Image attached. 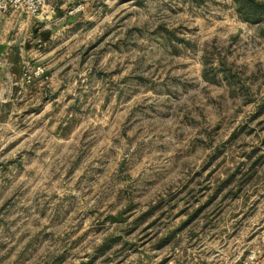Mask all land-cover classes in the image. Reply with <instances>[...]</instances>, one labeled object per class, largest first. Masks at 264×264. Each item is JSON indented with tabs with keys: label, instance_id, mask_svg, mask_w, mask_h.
<instances>
[{
	"label": "rangeland",
	"instance_id": "obj_1",
	"mask_svg": "<svg viewBox=\"0 0 264 264\" xmlns=\"http://www.w3.org/2000/svg\"><path fill=\"white\" fill-rule=\"evenodd\" d=\"M59 7L60 28L8 34L0 264H264V24L234 0H47L39 17Z\"/></svg>",
	"mask_w": 264,
	"mask_h": 264
},
{
	"label": "crops",
	"instance_id": "obj_2",
	"mask_svg": "<svg viewBox=\"0 0 264 264\" xmlns=\"http://www.w3.org/2000/svg\"><path fill=\"white\" fill-rule=\"evenodd\" d=\"M2 0H0L1 2ZM61 7L57 8L56 10L53 11V13H50L49 16H41L38 19L34 20V19H27L23 20L24 18H22V16H18L15 14L9 15L10 18H8L7 15L3 14L0 11V45H6L8 44V39H10L11 37L8 35L10 30H13L16 34L13 37V40H18V38L20 36L23 35L24 31H28L27 27L34 22L35 24H37V26H41V25H45L47 28H51V27H57L60 28L58 22H60V20H58V15L56 14L57 11L61 10ZM59 9V10H58ZM9 19V21H8ZM45 27V28H46ZM36 32V31H35ZM60 30H58L57 32H52L49 33L48 35L50 36L49 40L47 39L48 35H43L42 33H40V41H38V44H41L38 46L37 51L34 53L35 58L38 60V62L35 63V65L40 66L41 61L45 60L49 55H51L54 51L53 49V45L55 43V40L60 36ZM8 46V45H7ZM8 50L4 53L2 59L0 60V66H1V72H0V79L3 78V75L6 73V65L9 62V57L11 56V50H10V46H8ZM13 67V66H12ZM32 112V111H31Z\"/></svg>",
	"mask_w": 264,
	"mask_h": 264
},
{
	"label": "trees",
	"instance_id": "obj_3",
	"mask_svg": "<svg viewBox=\"0 0 264 264\" xmlns=\"http://www.w3.org/2000/svg\"><path fill=\"white\" fill-rule=\"evenodd\" d=\"M237 11L239 13V16L245 21L252 24H264V3H259L256 0H234ZM257 117L264 115V102L258 109V113L256 114ZM254 155L248 156V160H252ZM254 163L251 168L248 170V172L244 175V177H247L248 181H253L256 178L257 171H254V166H257ZM238 174V173H237ZM236 177V174L234 173L231 175V179L223 183L216 191L213 197V201L217 199L221 194H223L224 190L227 188H231L232 180H234ZM247 181V182H248ZM242 190V188L239 187L237 192L233 193V191H229V194H234L233 198L238 197V192ZM227 193V194H228ZM162 203H159L157 206L153 207L150 211L147 213H144L141 215L134 223V225L137 227L144 225L148 220H150L151 217L155 216V214L161 210L163 207L161 206ZM114 241H107L101 248L102 251L106 250L108 246H110Z\"/></svg>",
	"mask_w": 264,
	"mask_h": 264
},
{
	"label": "built area",
	"instance_id": "obj_4",
	"mask_svg": "<svg viewBox=\"0 0 264 264\" xmlns=\"http://www.w3.org/2000/svg\"><path fill=\"white\" fill-rule=\"evenodd\" d=\"M47 7V0H2L0 11L7 14L25 15L28 18H38ZM45 76V71L38 68L33 75H26L27 83L30 84L34 78Z\"/></svg>",
	"mask_w": 264,
	"mask_h": 264
},
{
	"label": "water",
	"instance_id": "obj_5",
	"mask_svg": "<svg viewBox=\"0 0 264 264\" xmlns=\"http://www.w3.org/2000/svg\"><path fill=\"white\" fill-rule=\"evenodd\" d=\"M8 46L6 45H0V60L2 59L4 53L8 50ZM1 66H0V72H1Z\"/></svg>",
	"mask_w": 264,
	"mask_h": 264
}]
</instances>
